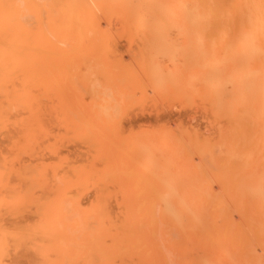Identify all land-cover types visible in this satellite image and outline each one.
<instances>
[{"label":"rangeland","instance_id":"374dc122","mask_svg":"<svg viewBox=\"0 0 264 264\" xmlns=\"http://www.w3.org/2000/svg\"><path fill=\"white\" fill-rule=\"evenodd\" d=\"M159 1L47 0V33L103 44L0 69L1 264H264V0L227 109L204 66L136 64L147 36L210 33L209 0Z\"/></svg>","mask_w":264,"mask_h":264},{"label":"bare ground","instance_id":"6f19581e","mask_svg":"<svg viewBox=\"0 0 264 264\" xmlns=\"http://www.w3.org/2000/svg\"><path fill=\"white\" fill-rule=\"evenodd\" d=\"M160 1H159V3H160ZM258 2H259V0H209V2H208V17H209L210 33H207V34L196 33V34H191V35L185 36V37L169 36V35H165V34H157V35L147 36V37L143 38L142 42L137 46V55H136L137 58L135 59L136 64L139 66L140 65L141 66H157V68H159L160 66H204L205 72L209 76L207 78L205 84H206L207 88L211 91V92L209 91V93H211V95H212L211 97H212L213 103L215 104V106L218 109H227L228 108V105H227L228 100H227V94H226V91H228L227 85H228L229 81L232 82V80H234V77L236 76L237 69L234 67L228 68L226 66H242V63H243L242 61H243V58L245 56L247 57V60L249 63L256 56V52H255L256 50L252 48L253 47L252 40L256 38V29H257L258 22L260 20V15H261L260 14L261 12L258 8ZM70 3H71V0H70ZM194 3H195V1H194ZM165 4L162 3V5H164V6H165ZM56 5H55V7H56ZM71 5H72V3H71ZM35 7L38 8V9L36 8L38 10L37 12L36 11L34 12ZM176 9H177V7H176ZM70 10H73V9L71 8ZM129 11H131V10H129ZM42 12L44 14L48 13L47 0H0V69H6V67H4V66H9V67L10 66H76L74 63L75 56L78 53H80L81 50H83V49H85L91 45L96 46V45H100V44L102 45L103 44V38H101L100 36L99 37H95V36L94 37L93 36L84 37V36H78L77 35V37L68 38V37H64V36H60V37L58 36L57 37L51 33L53 31H50V32L48 31L50 34L47 33V31L45 29V23H44V22H46V20L44 17H43L44 19L42 18ZM193 13H194V11H193ZM58 14H59V12H58ZM72 14H75V13L72 12ZM131 14H133V13L130 12V15ZM74 16L75 15L71 16L73 18V20L75 18ZM90 16H91V14H90ZM133 17H135V16H133ZM161 18H162V16H161ZM76 20H78V19L76 18ZM75 21H74V23H76ZM78 23L79 22H77L74 25H77ZM259 25H260V23H259ZM259 27H260L261 32L264 31V30H262L261 25ZM76 33L78 34V31ZM79 33L80 34L83 33V32H81V29H80ZM100 33H101V31H100ZM81 35H83V34H81ZM131 35H130V37L132 38ZM130 39H129V41H130ZM126 43L128 44L127 38H126ZM133 45H131V46H133ZM133 47H135V46H133ZM102 50H103V48H102ZM104 51H103V54H104ZM87 57H89V56H87ZM96 57H97V55H96ZM94 58L95 57H93V60H94ZM99 58L101 59V57H99ZM122 58H123V56H122ZM125 58L127 59V56H125ZM125 58H124V60H125ZM59 59L61 60V65H58V64L56 65V60L59 61ZM83 66H93V65L92 64L90 65V63H89V64H85ZM160 71H163V70H160ZM257 71H258V69H257ZM185 75H186V73H185ZM254 75L258 76L256 73ZM262 76H263L262 77V79H263L262 88L264 89V85H263L264 84L263 83L264 82V74ZM245 78H246V76H245ZM259 78H260V76H259ZM161 79H162V77H158V80H161ZM256 80H257V78H256ZM3 81H4V79H3ZM9 81H10V79H9ZM202 82H204V81H202ZM263 89H262V91H263ZM205 90H207V89H205ZM145 92H146V90H145ZM263 95L264 94L262 93L261 102L263 101ZM261 112H262V110H261ZM263 122H264V120H263ZM263 122H261V123H263ZM263 127H264V124H263ZM221 144H222V142H221ZM243 156H245V155H243ZM260 175L261 174L259 173L258 177ZM258 177H256V178H258ZM260 178H259V181H261ZM256 181L258 182V180H256ZM258 183H256V189H259ZM259 191H260V189L258 190V192ZM163 195L164 194H162V199L161 198L159 199L160 201H163V204H164L163 206H165L163 213L165 215H167L170 219H172L174 222H176L177 226L179 228H181L178 225V223H180V219L183 215H185V213H183V210H176L175 211V210L170 209L169 198L166 196V194L164 196ZM260 195H261V193H260ZM175 196H177V195L175 194ZM158 197H160V196H158ZM259 199H261V197ZM180 203H181V201H180ZM259 203H261V201ZM261 206L264 207L263 205H261ZM183 207H185V206H183ZM188 213H189V216L191 218L190 220H192L193 222H195V223L202 222V219L200 218V214L198 212L189 211ZM236 213H237V211H236ZM245 213H246V211H245ZM262 213L264 214L263 210H262ZM232 217L234 219L233 215H232ZM117 219H119V218H117ZM111 221L114 223L113 220H111ZM97 223H99V222H97ZM117 223H119V222H117ZM200 226L202 227V225H200ZM1 230L3 231L4 229L2 228ZM1 233H3V232H1ZM205 233L209 235V233H207V231ZM18 237H19V239L21 238L19 235H18ZM18 237H15L12 240L10 239L11 241L10 240L9 241L11 243H9V241H8V244H11L12 245L11 247H13V245L15 244V242L13 240L18 241L19 240V239H17ZM208 237H211V236H208ZM219 238H220L219 235L215 234V237L213 239L218 240ZM5 239H7V238L5 237L4 241H6ZM213 239L211 238V240H213ZM2 240H1V242H2ZM214 240H213V242H215L214 244H217L216 243L217 241H214ZM17 244H18V242H17ZM5 245H6V242H5ZM5 245H3L2 249L4 248ZM21 245H22V243H21ZM18 247L19 248L21 247L20 244L18 245ZM218 248L222 249L221 247H218ZM258 249H259V247H258ZM0 250H1V248H0ZM5 250H6V248H5ZM222 252L224 253L223 249H222ZM224 254H226V253H224ZM225 256L229 257L227 254ZM2 258H4V259H2ZM2 258H1V260H5L6 256L2 257ZM227 259H229V258H227ZM230 262H232V260ZM206 264H212V263L208 262Z\"/></svg>","mask_w":264,"mask_h":264}]
</instances>
